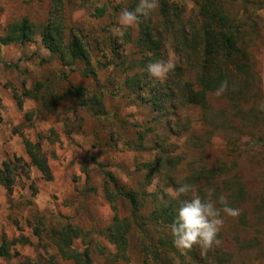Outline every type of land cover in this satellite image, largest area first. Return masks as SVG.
<instances>
[{
	"label": "rangeland",
	"instance_id": "obj_1",
	"mask_svg": "<svg viewBox=\"0 0 264 264\" xmlns=\"http://www.w3.org/2000/svg\"><path fill=\"white\" fill-rule=\"evenodd\" d=\"M167 1L173 7L167 17L158 0L144 19L161 44L156 56L137 45L138 24L114 34L120 11L138 0H63L66 34L81 36L90 54L89 61L63 66L40 37L53 0H0V38L23 18L38 33L25 45H0V167L15 157L30 164L27 139L41 144L53 174L47 182L29 166L17 172L11 195L0 185V244L20 240L0 264L50 257L76 264L57 248L63 229L76 231L71 250L83 257L88 251L90 264H264V0H209L228 16L241 55L224 64L231 88L219 97L206 91L204 105L186 100L185 87L203 89L198 57L181 42L202 27L205 0ZM168 59L176 68L167 79L148 75L149 63ZM72 86L84 89L86 99L99 97L104 114L79 106ZM109 173L137 194L144 230L133 224ZM153 178L156 190L149 193ZM183 183L202 198L214 189V198L223 194L240 210L237 218L224 216L219 247L195 246L191 255L173 245L170 229L152 225L157 202L174 197L173 184ZM116 218L131 223L124 247L111 237Z\"/></svg>",
	"mask_w": 264,
	"mask_h": 264
},
{
	"label": "trees",
	"instance_id": "obj_2",
	"mask_svg": "<svg viewBox=\"0 0 264 264\" xmlns=\"http://www.w3.org/2000/svg\"><path fill=\"white\" fill-rule=\"evenodd\" d=\"M160 3L162 14L167 17L173 10V7L167 0H160ZM197 4L200 5L201 3L198 2ZM52 5L53 11L40 35L42 44L63 66L74 65L78 61H89V49L83 42L82 37L74 34L67 36L66 34L63 15V0H53ZM202 5H200L202 12L199 16L202 22V27L194 34L193 40L190 42H188V40L181 42L182 46H185L187 50L192 51V53L198 57V66L201 69V73L198 74L197 79L203 90L197 94L192 88L185 87L187 102L189 104L197 105H204L206 98L205 92L214 89L217 90L222 82L227 81L228 88H231L232 82L229 75L230 71H225L226 66H224V64L227 62L234 64L233 59L237 58L238 55H241L237 39L233 32V26L228 16L221 11L222 8L209 0H205ZM136 6L137 3L132 6L131 10ZM97 11L99 14L97 17H102L103 11ZM138 25L141 31L137 45L158 56L159 51L161 50L159 39L154 38L153 33L150 31V27L146 24L143 18ZM37 36L38 33L35 25H33L27 18H23L21 21L15 22L7 27L5 35L0 38V45H25L33 42ZM3 65L6 68L18 69V66L8 63H3ZM236 68L238 69V65ZM138 82H141V80ZM72 90L79 106L87 107L91 105L93 110L96 111V115L104 114L103 102L99 97L94 96L91 99H86L84 89L72 86ZM15 98L18 100L19 106H22V102L16 93ZM155 106H159L158 103H155ZM161 106H163V103ZM24 145L30 164L24 163L22 159L15 157L14 159L6 160L3 162L2 167H0V185L4 186L9 195L13 192L17 172L19 170H24L29 166L35 167L45 181L51 182L53 180V174L47 157L42 153L41 144H34L31 141L24 139ZM205 173V170L200 172L201 175ZM210 173L213 175L216 174L214 171ZM108 176L117 193L125 197L129 202L132 209L133 224L139 229L144 230L145 225L138 222L140 200L137 194L133 191H127L110 173ZM173 186L179 185L173 184ZM182 199H187V197L177 199L175 197L166 196L162 201H158L155 205L156 207L149 216L152 225L162 226L171 230L170 225L175 219L176 213L180 207V200ZM123 222L127 225H122ZM130 228L131 223L129 220L126 219L125 221H120L116 218L115 226L111 228V230L114 229L111 231V237L115 243L124 247L127 242L126 233L129 232ZM78 237L79 235L73 229H63L59 240L55 241L57 248L64 259H73L76 264H90L91 262L88 251H85V257H83L71 250L73 240ZM19 242L20 240L9 241L5 237L0 244V258L10 259L12 257V247ZM193 248L188 251L191 255L195 254ZM40 264L58 263L55 262L53 257H50L49 261Z\"/></svg>",
	"mask_w": 264,
	"mask_h": 264
},
{
	"label": "clouds",
	"instance_id": "obj_3",
	"mask_svg": "<svg viewBox=\"0 0 264 264\" xmlns=\"http://www.w3.org/2000/svg\"><path fill=\"white\" fill-rule=\"evenodd\" d=\"M157 7L158 0H138L133 10L122 9L118 14L119 27L114 30V34L119 35L121 30L137 25L142 18H149ZM175 68V62L172 59L157 60L149 63L146 71L151 78L162 82ZM227 89L228 82L224 81L216 90L215 95L219 97ZM259 110L264 111V104ZM156 185L157 181L153 178L152 184L146 188V191L154 192ZM172 194L177 199L189 197L180 200V207L170 225L173 245L177 249L190 250L198 246L201 249L210 250L213 247H219L222 244L219 234L225 224L224 216L237 218L240 215V210L229 206L223 194L214 198V189H209L206 196L202 198L196 193L193 185L183 183L176 187Z\"/></svg>",
	"mask_w": 264,
	"mask_h": 264
}]
</instances>
